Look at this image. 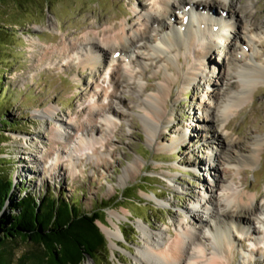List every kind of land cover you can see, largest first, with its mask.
I'll return each mask as SVG.
<instances>
[{"label":"rangeland","instance_id":"1","mask_svg":"<svg viewBox=\"0 0 264 264\" xmlns=\"http://www.w3.org/2000/svg\"><path fill=\"white\" fill-rule=\"evenodd\" d=\"M198 1L194 6L210 4L208 20L225 16L233 28L220 41H205L211 51L202 80L195 82L190 68L204 42L167 55L152 50L164 35L185 26L192 3L159 17L162 27L150 32L140 50L110 62L108 55L91 70L83 68L90 56L86 48L63 46L84 44L89 34L100 41L102 29L125 22L143 31L141 15L158 17L156 0L0 1V116L16 124L0 128V165L17 187L15 196L20 190L50 192L76 200L84 212L103 209L96 224L107 251L84 264H140L134 256L144 243L141 228L170 241L177 222L201 230L209 248L210 231L200 227L212 228V210L196 205L201 198H209L219 214L236 210L234 218L241 222L221 247L222 264H264V227L249 215H264V141L253 164L238 162L254 150L255 138L264 139V84L251 86L227 121L220 117L228 96L240 91L242 64L252 61L264 69V0ZM254 25L255 34L249 35ZM161 89L168 94L150 109L146 97ZM100 110L103 118L97 116ZM153 111L163 115L161 123L152 120ZM60 125L67 137H60ZM215 133L221 138L213 139ZM229 140L241 144L229 147ZM210 157L213 171L198 170ZM242 192L254 198L250 213L222 199ZM188 209L203 224L192 221ZM110 231L117 233L115 243ZM26 248L20 245L16 254Z\"/></svg>","mask_w":264,"mask_h":264},{"label":"bare ground","instance_id":"2","mask_svg":"<svg viewBox=\"0 0 264 264\" xmlns=\"http://www.w3.org/2000/svg\"><path fill=\"white\" fill-rule=\"evenodd\" d=\"M198 2V0H194L191 2V4L186 2L185 0H156V13L158 14V17L151 16L148 13L141 15L142 21L143 23H145L144 29H146V31H144V29L143 31H136L125 22L119 25H114L109 29L105 28L106 30L102 29V39L100 41H98V39L94 35L92 36L91 34H89L84 37V44L79 43L75 47H69L70 45H64L63 47L67 49L66 51H68L70 48L76 50V52L86 48V53L89 51L90 56H88V59L85 60L86 63L83 64V68L85 69L86 67H89L91 70H93L95 69L96 64L101 63V61L103 62V59H105V57H107L108 55L110 56V62L114 61L115 55L127 56L133 54L132 50L138 51L143 48L142 43L149 40L150 32L156 31L155 27H162L159 23V17H168L172 10H179L178 8H185L187 5L191 4L190 8H188V16L186 18L185 26L181 29L179 28L180 30L174 29L170 33L164 35L163 38H160L158 44L152 47V50L153 54L155 55L157 53L167 55L173 54V49L175 47L176 49L191 50L192 46L196 43H199L200 41L204 42L205 45L202 48V52H197L195 54V60L197 64L190 68L192 73L191 82L199 81V78L200 80H202L203 70L205 71V64L203 61L207 58V55L211 51L209 43H205V41H211L212 39L220 41L222 38H224V31L227 28L232 29L233 24H230L229 21H225V19L227 20V17L225 16H222L219 22H212L208 20L213 15V12H209L211 10L210 4L206 8H201L198 5L194 6ZM231 2L232 0H229L228 4H230ZM202 12L203 15L200 16ZM207 22L211 23L209 26L210 29L207 27ZM256 28L257 25H254V28L252 30H248L249 35H253V32L255 34ZM212 31L215 33L213 34ZM98 56L101 60H98ZM156 57L157 59H160L159 56ZM165 58L168 61L171 60L166 56ZM238 78L240 79V91L233 93L231 96H228L226 102L223 105V108L220 111V117L224 119V121H227L225 119H227L226 117L229 113L236 110L235 108L240 107L245 102L247 90L251 86H255L258 83L264 84V69H259L258 67H256V65L252 63V61L244 62L242 64L241 73L238 74ZM163 80L164 82L167 81L165 77ZM185 82V84H190L187 78ZM166 94H168L167 90L161 89L156 97H146L147 107H149L150 109H154V107L159 106L160 100L163 101L165 99ZM45 114L50 117L53 114V109L49 108L45 110ZM97 116L103 118V111L100 110V112L97 113ZM162 119L163 115L159 111H153L152 120L156 124L161 123ZM226 127L227 125H223V128ZM60 128L63 131L60 133V135L63 134L64 136H66L67 128H63L62 125H60ZM89 131H93V128ZM217 134L215 133V136L213 135L212 138H221V135L219 133ZM63 135L60 137H63ZM263 141L264 139L255 138V140H253L254 150H252V152L249 153V155L244 159L241 156L242 159H239L238 162L241 164H253V161L255 159L254 154L256 153V148L257 146H259L258 144L262 143ZM229 143V147H234L241 144L239 140H229ZM243 143L245 146V142ZM213 162L214 158L210 157L207 166L204 167V165L200 163L197 169H204L212 172L214 169ZM193 164L192 166H196L195 164ZM240 181L241 183L243 182V180ZM222 199L226 203V206L231 205V208L237 207L240 210H248V213H250V207H252V203L254 201V198L248 196L244 192L236 194L234 193L225 196L223 195ZM195 202L196 205L200 204L202 207H209L212 210L210 216L212 228L209 226V224H205L206 226L202 225V227H200V229H209V236L211 237V241H209L210 247L207 248V246L203 244V232L201 230L191 228L189 226H184L179 222H177L176 226L174 227V237L170 241L165 240L166 238L165 236L163 237V233L161 232L152 233L151 231L141 228L142 236L145 239L143 246L136 252V255L134 256L137 262H139L140 264H222L223 256H221V247L222 245L229 244V241L231 239V236H229L230 228L237 229L241 224L239 220H236L234 218V216L237 217V212L236 210H229L224 211L223 214H219L218 211L215 212V207L211 206L213 205V203L209 198H201L196 200ZM194 212V209H188L186 211L188 216L190 215L191 220L196 222V224L200 226L201 224H203V222L198 216L195 215ZM249 215L252 216V218L256 220V222L258 221V224L260 226L264 227V220H260V216H264L263 214H260L259 217H257V215ZM237 231L238 233L241 232L239 230ZM108 238L111 240L112 243H115L117 233L110 231L108 233ZM205 251H208L210 253L205 254Z\"/></svg>","mask_w":264,"mask_h":264},{"label":"trees","instance_id":"3","mask_svg":"<svg viewBox=\"0 0 264 264\" xmlns=\"http://www.w3.org/2000/svg\"><path fill=\"white\" fill-rule=\"evenodd\" d=\"M14 126L0 116V128ZM16 189L0 165V264H84L103 258L107 242L96 224L103 209L84 212L76 200L26 190L15 196ZM22 244L27 248L17 255Z\"/></svg>","mask_w":264,"mask_h":264},{"label":"water","instance_id":"4","mask_svg":"<svg viewBox=\"0 0 264 264\" xmlns=\"http://www.w3.org/2000/svg\"><path fill=\"white\" fill-rule=\"evenodd\" d=\"M100 229V228H99ZM89 259V258H88ZM89 260H91V259H89Z\"/></svg>","mask_w":264,"mask_h":264}]
</instances>
